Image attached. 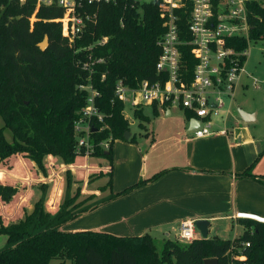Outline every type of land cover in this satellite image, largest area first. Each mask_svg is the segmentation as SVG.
<instances>
[{
    "label": "trees",
    "instance_id": "obj_1",
    "mask_svg": "<svg viewBox=\"0 0 264 264\" xmlns=\"http://www.w3.org/2000/svg\"><path fill=\"white\" fill-rule=\"evenodd\" d=\"M247 5L251 38L264 40V5L259 1H248ZM85 8L97 18L87 23L71 45L57 20L63 17V8L55 4L37 7L36 0H0V162L22 153L45 173L48 155L65 164L75 162L80 156L75 121L88 96V90L79 86L86 83L98 89L96 102L105 115L103 122L94 123L96 130L90 135L95 145L92 156L112 160L115 139L135 140L134 136L125 138L130 122L124 103L115 97V87L120 79L133 87L144 79L166 77V72L159 74L156 69L161 52L157 41L166 30L161 2L116 0ZM177 12L182 15L181 27H186V16L181 10ZM45 35L49 36V46L42 50L38 44ZM104 37L108 39L100 43ZM240 45L246 46V40ZM188 49L184 51L190 61ZM90 55L103 58L92 73L81 66ZM135 114L142 120L147 118L142 110H135ZM110 137V147L105 149L100 142ZM3 175L0 171V179ZM242 175L253 174L249 169ZM96 176L90 174L91 180ZM66 178L68 197L73 182L70 170ZM39 188L42 196L31 210H25L22 219L0 224V233L7 236V244L0 249V264H49L53 259H58V264L67 260L72 264H204L207 258H217L219 264H264V222L242 218L239 222L245 231L239 237L196 238L189 243L177 238L160 240L149 233L122 236L100 230L70 231L62 226L89 208L81 209L80 202L76 204L78 211L67 213L75 195L51 213L44 206L48 185ZM17 192V186L0 182L1 200L9 202ZM9 209H5L7 214ZM233 252L245 254L246 260H234Z\"/></svg>",
    "mask_w": 264,
    "mask_h": 264
},
{
    "label": "crops",
    "instance_id": "obj_2",
    "mask_svg": "<svg viewBox=\"0 0 264 264\" xmlns=\"http://www.w3.org/2000/svg\"><path fill=\"white\" fill-rule=\"evenodd\" d=\"M144 106L151 108L150 114L144 113ZM138 109L142 110L147 117L143 120L149 124L143 135L145 139L138 141L131 133L130 137L134 136L135 140L118 143L112 160L99 157V161H93L92 157L78 156L75 162L65 164L59 157L48 156V162L53 160L55 167L72 172L68 199L77 193L73 191L75 186L80 190L79 196L66 209L78 211L76 204L80 202L82 207L89 208L74 221L68 220L62 229L100 230L122 236L149 233L159 239L154 232L164 233V239L171 238L172 229L176 233L183 219L210 220L209 237H213L211 230L219 231L228 225L240 224L242 218L264 222V130L252 125L260 122L259 110L246 109L248 112H245L239 107V116L231 117L229 111L230 114L216 124V129H212L213 133L197 138L192 132L200 127L201 122L191 111L159 103H146ZM242 111L245 119L241 117ZM25 159L24 163L21 160L14 162V166L26 168V175L21 178L30 182L27 197H31L26 200L30 204L32 196L38 195L37 191L41 194L40 185L46 184L48 190L51 189V176L48 175L50 167L46 158V173L33 160ZM249 169L252 176L242 175ZM0 171L6 176L5 171ZM90 174L97 176L91 180ZM37 182L39 184L35 187ZM138 182L137 187L114 197ZM8 184L17 186L18 192L9 202L0 199L3 207L0 224L4 225L14 222L7 221L10 214L5 209L13 207L14 198L20 193L18 185ZM59 200L52 197L48 202L47 192L46 210L58 212L62 204ZM52 201L55 204L50 209ZM33 205L24 207V215L19 218L22 219L25 210H31ZM6 244L7 236L0 233V249Z\"/></svg>",
    "mask_w": 264,
    "mask_h": 264
},
{
    "label": "built area",
    "instance_id": "obj_3",
    "mask_svg": "<svg viewBox=\"0 0 264 264\" xmlns=\"http://www.w3.org/2000/svg\"><path fill=\"white\" fill-rule=\"evenodd\" d=\"M110 1L116 0H36L37 7L55 4L64 9L63 17L57 20L62 23L63 34L71 45L82 35L87 23L97 18V14L88 13L85 6ZM143 1L134 0L135 3ZM248 1H259L264 5V0H160L166 30L157 41L161 52L156 69L159 74L166 72V77L155 81L144 79L133 87L120 79L115 87V97L133 111L146 103L174 105L191 111L201 122L192 135L198 138L213 133L212 117L220 115L225 105L224 96L234 98L237 83L246 73L249 45L253 40ZM178 10L186 16V27L180 25L182 15ZM36 12L30 18L31 25L36 20ZM107 39L102 38L100 43ZM243 40L247 45L241 47ZM185 47H189L190 61H187ZM102 60L90 55L82 62V69L92 73L94 66ZM79 89H87L88 96L75 121L78 151L80 156L91 158L95 145L90 141V135L94 123L103 122L105 115L96 102L100 96L98 89L92 83L80 84ZM124 114L127 118L125 109ZM111 140L110 137L101 141L100 145L109 149ZM48 163L56 173L54 161ZM176 236L184 243L201 238L193 219L180 221ZM245 244L250 245L249 242ZM232 258L244 261L246 255L233 252Z\"/></svg>",
    "mask_w": 264,
    "mask_h": 264
},
{
    "label": "rangeland",
    "instance_id": "obj_4",
    "mask_svg": "<svg viewBox=\"0 0 264 264\" xmlns=\"http://www.w3.org/2000/svg\"><path fill=\"white\" fill-rule=\"evenodd\" d=\"M249 47H250V54L248 55L247 60H246V73H244V75L240 78V80L237 83L234 99L230 98V96H224L225 105L222 108L220 115H214L212 117L214 121V125L212 129H216V126H217L216 124H218L220 120H223V117H226L227 114L231 113L229 117H231L232 115L239 116L238 110H239V107H241L242 110L245 112H248L246 109L254 110V111L259 110L260 122L259 124L255 122L252 125H257V128L262 127L258 129L264 130V40L262 39L252 40L250 42ZM150 109L151 108L149 106H144L143 108L144 113L150 114V111H151ZM229 111L231 112L229 113ZM125 112L130 122L131 133H133V135L136 136L138 141H143L145 139L143 135L149 127L147 120H142L138 115H136L135 112L129 107L128 104L125 107ZM7 136L10 138L11 133L7 132ZM118 143H126V141L123 139H115L113 150L115 149L116 145H118ZM48 156L46 157L47 159L46 163H48V160L50 159ZM97 158L99 157L92 156L93 161H99V159ZM18 160H21V162L24 163V160L26 159H25V156L22 153H20L18 157H14L13 159L7 158L3 160L2 162H0V169L5 171V174H6V176L3 175L4 177L3 179H0V182L4 184L14 183L20 187L19 195H17V197L14 198L15 203H13V207H10L9 209L10 216H7L8 218L6 217L7 221L9 222L17 221L18 219H20L19 217L21 215H24V212L22 211L23 208L26 206H29L30 204L33 205L35 200L39 198V196L40 197L42 196V192L40 194V192L37 191L38 195L36 196V194H34L30 200V204L27 203L26 200L31 197V196L27 197V192L30 188L29 187L30 185L28 184H30V182L21 178V177H25L26 168L23 167V165L21 166L18 165L17 168L14 166V162ZM14 167H15V170L13 169ZM54 170L56 173H54L51 168L48 173V175L51 176V179H50L51 189L47 191L48 192V202L51 200L52 197L56 200L60 199L59 201H61L62 203L67 202L68 197L66 196L67 193L65 192L66 191L65 188L67 186L66 169L58 166V167H55ZM27 173L29 175V172ZM16 175L19 178H17ZM63 182L65 183L64 185H63ZM38 184H39L38 182L34 184L35 187ZM73 191L77 192L75 193V195L78 197L79 196L78 192L80 191L79 188L77 190V187L75 186V189ZM47 192L45 194L44 206H45ZM87 201L90 202L89 199H87ZM54 204L55 202L52 201V203L49 205L50 209H53ZM2 208L3 207H1L0 205V211L2 210ZM70 212H73V210L67 211V213H70ZM0 218L2 220V215L0 216ZM72 221H74V219H72L71 222ZM68 228L69 227H66L65 229L69 230ZM244 231H245L244 227L241 224H237V225L231 224L219 231L211 230L210 235L219 236L225 239H234L235 237L241 236L244 233ZM152 233L153 235L155 234V236H158L160 240L164 236L163 235L164 233H158V234L154 232ZM175 236H176V233L172 229L170 237L172 239H175L176 238ZM58 262H59L58 259H53L50 261L49 264H58ZM66 264H72V262L70 260H67Z\"/></svg>",
    "mask_w": 264,
    "mask_h": 264
},
{
    "label": "water",
    "instance_id": "obj_5",
    "mask_svg": "<svg viewBox=\"0 0 264 264\" xmlns=\"http://www.w3.org/2000/svg\"><path fill=\"white\" fill-rule=\"evenodd\" d=\"M38 45H39V47L42 50H46L47 47L49 46V36L48 35H45L44 39L41 42H39ZM240 114H241V117L244 118L243 111L240 112ZM196 120L198 122H200L199 119H196ZM93 130H96V129L93 128ZM130 135H131V132L130 131H127L126 134H125V138L126 139H129L130 138ZM210 224H211V222L208 219L199 218V219H196L195 220V225H196L197 229L200 232V237L201 238H207V237H209V226H210ZM204 264H219V260L217 258H207V259H205Z\"/></svg>",
    "mask_w": 264,
    "mask_h": 264
}]
</instances>
